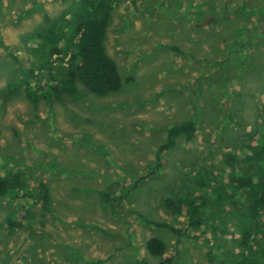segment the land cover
<instances>
[{"label": "rangeland", "instance_id": "1", "mask_svg": "<svg viewBox=\"0 0 264 264\" xmlns=\"http://www.w3.org/2000/svg\"><path fill=\"white\" fill-rule=\"evenodd\" d=\"M72 2L0 0V173L21 171L51 198L45 209L0 196V264H216L218 245L235 254L240 194L226 221L207 212L216 235L179 239L156 224L183 229L164 200L193 191L202 171L217 181L239 174L264 141V0H117L104 48L121 88L46 101L47 73L29 48ZM186 119L195 138H179L141 181L166 129ZM108 191L112 204L100 200ZM151 237L167 246L160 259L145 249ZM250 245L264 263V234Z\"/></svg>", "mask_w": 264, "mask_h": 264}, {"label": "trees", "instance_id": "2", "mask_svg": "<svg viewBox=\"0 0 264 264\" xmlns=\"http://www.w3.org/2000/svg\"><path fill=\"white\" fill-rule=\"evenodd\" d=\"M116 2L117 0H73L70 7L61 13L58 22L33 36L29 50L37 61H42V70L46 71L48 77L47 89L41 93L44 100L56 101L64 96L75 99L86 92L104 97L121 88L117 66L104 48L107 24ZM44 19L47 21L49 18L45 16ZM53 56H57L55 64L51 63ZM28 72L32 73L30 70ZM37 91L28 88L27 97L33 98L34 104ZM196 131V121L193 119H186L166 129L164 143L154 152L153 164L141 181L161 169L163 153L173 149L179 138L191 142ZM244 162L246 168L226 181L212 179L208 171H202L195 176L194 190L199 191V194H194L193 190L186 195L164 200L163 208L172 217L185 218L183 229L165 223H155L156 226L169 228L179 239L188 231L193 233L190 238L195 240L208 236L207 231L216 235L218 226L207 212H218L219 219L226 221L225 205H235V199L240 194L242 201L247 203L234 212L239 223V251L234 254L229 249L224 250L223 245H218L222 249L221 258L215 261L211 256L209 260L216 264H264L258 252L250 245L256 236L264 234V141L250 146V154L244 158ZM111 194L109 191L102 192L101 202L112 204ZM0 196L29 198L34 203L40 201L45 209L51 202L44 183L38 182L35 187H30L21 171L0 173ZM145 249L151 257L160 259L165 255L167 246L163 240L151 237L146 241ZM208 253L210 256V252ZM262 257L264 258L263 252ZM164 263L169 264L170 260H165ZM138 264L148 263L140 260Z\"/></svg>", "mask_w": 264, "mask_h": 264}]
</instances>
